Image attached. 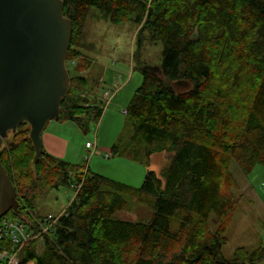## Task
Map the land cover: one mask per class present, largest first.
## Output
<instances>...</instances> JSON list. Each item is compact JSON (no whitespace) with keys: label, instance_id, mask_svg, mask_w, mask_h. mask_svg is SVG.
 I'll return each mask as SVG.
<instances>
[{"label":"trees","instance_id":"obj_1","mask_svg":"<svg viewBox=\"0 0 264 264\" xmlns=\"http://www.w3.org/2000/svg\"><path fill=\"white\" fill-rule=\"evenodd\" d=\"M62 1L73 33L66 58L70 91L59 121L87 134L103 116L102 104L84 95L83 73L94 64L88 56L94 46L84 34L88 18L95 11L113 25L134 24L138 50L145 33L162 42L161 74L139 68L143 83L125 110L126 130L111 157L148 167L154 155L165 154L169 162L159 175L147 172L139 188L46 152L35 163L31 128L22 124L0 158L19 203V213L8 215L31 225L44 187L80 188L52 234L43 236V253L34 240L18 253L20 264L264 261V242L253 251L238 248L232 260L223 256L240 202L231 166L245 175L264 166V0ZM133 202L152 209L149 222L115 218Z\"/></svg>","mask_w":264,"mask_h":264},{"label":"rangeland","instance_id":"obj_2","mask_svg":"<svg viewBox=\"0 0 264 264\" xmlns=\"http://www.w3.org/2000/svg\"><path fill=\"white\" fill-rule=\"evenodd\" d=\"M84 30L86 41L94 46V51L88 53L94 64L83 73L89 81L88 90L84 95L102 104L103 116L98 122L90 125L87 134L75 123H61L55 120L49 122L45 131L49 129V132L62 134L69 140V156L66 161L80 165L86 163L100 175L139 188L147 172L154 171L158 175L161 173L169 162L167 155H154L150 166L147 167L124 157H106V153L111 152L113 145L126 130L125 110L143 83L139 68L160 67L163 62V44L153 41L150 34L145 33L142 37V47L138 50V27L131 23L113 25L95 11L88 18ZM66 67L72 72L67 62ZM107 90L112 91L113 96L111 95L109 104L105 105L106 101L102 100L101 95ZM11 141L9 134L8 143L5 140L3 148ZM94 141L97 142V150L102 156L92 155L93 150L86 148V144ZM231 173L236 180L233 194L240 202L226 232L228 243L223 247V256L228 260L234 259L238 248L253 251L264 242V166H256L251 174L245 175L238 165L233 163ZM75 192L70 185H60L58 188L44 187L42 192L36 195L39 197L36 203L37 213L39 216L66 214L67 208L76 197ZM152 215V209L133 202L130 211L118 212L115 218L146 223L151 220ZM43 251V243L38 242L36 252L42 254ZM257 264H264V261Z\"/></svg>","mask_w":264,"mask_h":264},{"label":"water","instance_id":"obj_3","mask_svg":"<svg viewBox=\"0 0 264 264\" xmlns=\"http://www.w3.org/2000/svg\"><path fill=\"white\" fill-rule=\"evenodd\" d=\"M64 9L62 0H0V158L9 134L27 123L38 163L43 132L61 118L73 33ZM144 69L161 74L159 67ZM18 209L16 188L0 160V218Z\"/></svg>","mask_w":264,"mask_h":264},{"label":"built area","instance_id":"obj_4","mask_svg":"<svg viewBox=\"0 0 264 264\" xmlns=\"http://www.w3.org/2000/svg\"><path fill=\"white\" fill-rule=\"evenodd\" d=\"M100 92V91H99ZM112 91L102 93V100L106 101L105 105L109 104L110 98L113 96ZM105 108V107H104ZM88 150H93L92 155H101L97 151L94 143L86 145ZM111 154H107L106 157ZM80 185L74 186L75 191L79 190ZM59 216H33L32 224L27 219H12L9 215L0 218V264H20L18 253L28 247L34 241L43 243V236L52 234L61 217ZM32 264V263H29Z\"/></svg>","mask_w":264,"mask_h":264},{"label":"crops","instance_id":"obj_5","mask_svg":"<svg viewBox=\"0 0 264 264\" xmlns=\"http://www.w3.org/2000/svg\"><path fill=\"white\" fill-rule=\"evenodd\" d=\"M111 99L112 98H110V100ZM58 122H60V121H58ZM48 125H49V123H48ZM49 127H51V126H49ZM42 138H43L44 151L47 154L52 155V156H54V157H56L58 159L64 160V161H66L68 159V156H69V151H68L69 140L64 135L51 133V132H49V129H48L47 131L43 132ZM89 143H94L96 148L98 146L96 141L89 142ZM98 152H100V151H98ZM100 154H101L100 156H102L101 152H100ZM107 154H111V152L106 153V155ZM69 163H71V162L69 161ZM87 167L92 172H94L92 170L91 166L87 165ZM94 173H96V172H94Z\"/></svg>","mask_w":264,"mask_h":264},{"label":"bare ground","instance_id":"obj_6","mask_svg":"<svg viewBox=\"0 0 264 264\" xmlns=\"http://www.w3.org/2000/svg\"><path fill=\"white\" fill-rule=\"evenodd\" d=\"M108 157H110V156H108ZM8 214H9V213H8ZM8 214H7V215H8Z\"/></svg>","mask_w":264,"mask_h":264}]
</instances>
